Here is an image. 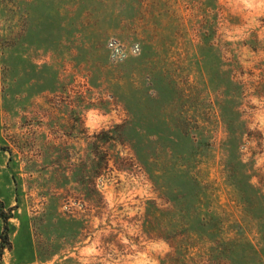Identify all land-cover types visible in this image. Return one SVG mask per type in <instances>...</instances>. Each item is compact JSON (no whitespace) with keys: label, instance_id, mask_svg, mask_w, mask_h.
I'll use <instances>...</instances> for the list:
<instances>
[{"label":"rangeland","instance_id":"rangeland-1","mask_svg":"<svg viewBox=\"0 0 264 264\" xmlns=\"http://www.w3.org/2000/svg\"><path fill=\"white\" fill-rule=\"evenodd\" d=\"M0 211V264H264V0H0Z\"/></svg>","mask_w":264,"mask_h":264},{"label":"trees","instance_id":"trees-1","mask_svg":"<svg viewBox=\"0 0 264 264\" xmlns=\"http://www.w3.org/2000/svg\"><path fill=\"white\" fill-rule=\"evenodd\" d=\"M0 217L2 218L3 221V232L2 235L0 236V256L2 254V250L9 245L8 242V234H7V230H8V224H7V220L8 217H6L4 215V212L0 211Z\"/></svg>","mask_w":264,"mask_h":264}]
</instances>
